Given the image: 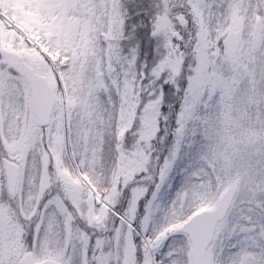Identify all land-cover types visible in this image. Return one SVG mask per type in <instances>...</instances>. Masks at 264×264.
Returning <instances> with one entry per match:
<instances>
[{
    "label": "snow or ice",
    "instance_id": "6c2138e0",
    "mask_svg": "<svg viewBox=\"0 0 264 264\" xmlns=\"http://www.w3.org/2000/svg\"><path fill=\"white\" fill-rule=\"evenodd\" d=\"M0 264H264V0H0Z\"/></svg>",
    "mask_w": 264,
    "mask_h": 264
}]
</instances>
